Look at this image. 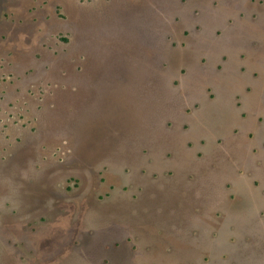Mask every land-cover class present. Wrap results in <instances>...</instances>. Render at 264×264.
Returning <instances> with one entry per match:
<instances>
[{"label": "rangeland", "instance_id": "rangeland-1", "mask_svg": "<svg viewBox=\"0 0 264 264\" xmlns=\"http://www.w3.org/2000/svg\"><path fill=\"white\" fill-rule=\"evenodd\" d=\"M0 264H264V0H0Z\"/></svg>", "mask_w": 264, "mask_h": 264}]
</instances>
